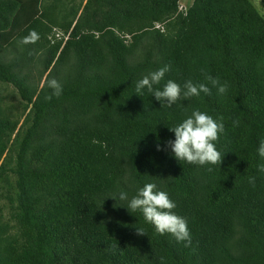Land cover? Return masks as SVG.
I'll use <instances>...</instances> for the list:
<instances>
[{"label": "trees", "instance_id": "obj_1", "mask_svg": "<svg viewBox=\"0 0 264 264\" xmlns=\"http://www.w3.org/2000/svg\"><path fill=\"white\" fill-rule=\"evenodd\" d=\"M179 3L0 0V264H264V15L250 0ZM31 30L40 40L18 45ZM165 64L162 84L211 94L171 108L135 94ZM52 78L64 91L48 100ZM193 109L223 119L220 166L171 155L169 127ZM148 182L188 220L190 247L108 197Z\"/></svg>", "mask_w": 264, "mask_h": 264}, {"label": "clouds", "instance_id": "obj_2", "mask_svg": "<svg viewBox=\"0 0 264 264\" xmlns=\"http://www.w3.org/2000/svg\"><path fill=\"white\" fill-rule=\"evenodd\" d=\"M55 36L60 37L59 32ZM40 34L31 30L27 36L18 41V45L35 44L40 40ZM67 39L65 36L64 40ZM171 71L168 64L159 67L154 71L144 74L135 82V94L142 96L146 91L154 96L161 106L166 105L171 108L178 101H186L192 97H199L201 93L211 94V89L206 83H194L191 79L180 84L172 79L165 81L166 74ZM205 79L216 88L219 95H224L229 90L227 81L221 82L218 77L206 75ZM47 87L51 89L52 97L59 98L64 91L63 84L56 78L47 81ZM174 133V139L168 141L171 155L178 161L199 167L207 165H219L225 155L218 147L220 136L225 131L222 118L213 117L206 111L193 109L181 122L169 127ZM256 153L261 161H264V138L259 140ZM257 173L264 175V163H257ZM256 176L248 178V183L255 185ZM108 197L119 201V206L125 207L130 213L139 212L144 221L151 224L156 233L160 235L168 234L177 243H183L185 247L192 244V234L188 220L179 215L175 209L177 204L171 198L170 193L156 182L145 183L142 187H137L135 193L130 195L127 190H118ZM107 197V198H108ZM106 199V198H105ZM138 234H146L143 227H136Z\"/></svg>", "mask_w": 264, "mask_h": 264}, {"label": "rangeland", "instance_id": "obj_3", "mask_svg": "<svg viewBox=\"0 0 264 264\" xmlns=\"http://www.w3.org/2000/svg\"><path fill=\"white\" fill-rule=\"evenodd\" d=\"M193 0H180V7H184L185 5H191ZM259 10V12L264 15V0H250Z\"/></svg>", "mask_w": 264, "mask_h": 264}, {"label": "crops", "instance_id": "obj_4", "mask_svg": "<svg viewBox=\"0 0 264 264\" xmlns=\"http://www.w3.org/2000/svg\"><path fill=\"white\" fill-rule=\"evenodd\" d=\"M184 7H188V5L187 6L185 5Z\"/></svg>", "mask_w": 264, "mask_h": 264}]
</instances>
